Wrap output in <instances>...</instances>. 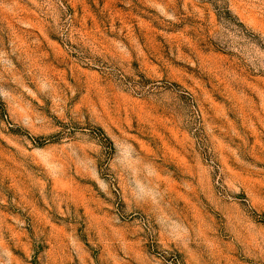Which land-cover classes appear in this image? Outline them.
<instances>
[{"label":"rangeland","instance_id":"374dc122","mask_svg":"<svg viewBox=\"0 0 264 264\" xmlns=\"http://www.w3.org/2000/svg\"><path fill=\"white\" fill-rule=\"evenodd\" d=\"M0 264H264V0H0Z\"/></svg>","mask_w":264,"mask_h":264}]
</instances>
